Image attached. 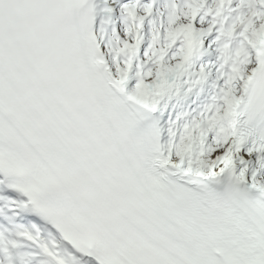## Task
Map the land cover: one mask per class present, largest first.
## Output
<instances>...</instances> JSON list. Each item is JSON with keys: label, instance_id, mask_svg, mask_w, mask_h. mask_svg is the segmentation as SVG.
<instances>
[{"label": "snow or ice", "instance_id": "obj_1", "mask_svg": "<svg viewBox=\"0 0 264 264\" xmlns=\"http://www.w3.org/2000/svg\"><path fill=\"white\" fill-rule=\"evenodd\" d=\"M0 264H264V0H0Z\"/></svg>", "mask_w": 264, "mask_h": 264}]
</instances>
